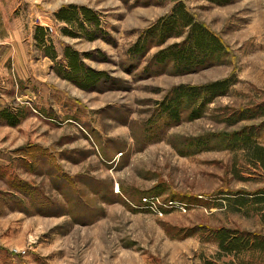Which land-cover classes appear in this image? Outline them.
Returning a JSON list of instances; mask_svg holds the SVG:
<instances>
[{
  "label": "rangeland",
  "instance_id": "1",
  "mask_svg": "<svg viewBox=\"0 0 264 264\" xmlns=\"http://www.w3.org/2000/svg\"><path fill=\"white\" fill-rule=\"evenodd\" d=\"M182 1L224 44L188 71L154 57L183 34L129 51L174 0L0 3V14L26 19L27 36L47 21L57 60L69 45L110 75L82 88L57 73L34 38L24 57L3 60L0 111L18 122L0 113V264L260 263L261 250L226 252L211 230L264 236V115L255 114L264 101V0ZM70 2L96 10L104 36L63 32L82 31L53 14ZM224 77L226 91L199 116L187 118L186 106L177 121L160 112L172 86ZM245 127L248 143L232 144L227 134ZM200 136L209 139L198 146Z\"/></svg>",
  "mask_w": 264,
  "mask_h": 264
},
{
  "label": "trees",
  "instance_id": "2",
  "mask_svg": "<svg viewBox=\"0 0 264 264\" xmlns=\"http://www.w3.org/2000/svg\"><path fill=\"white\" fill-rule=\"evenodd\" d=\"M217 2H225L227 0H214ZM229 1V0H228ZM55 18L64 21L67 24L76 22L82 30L80 33L69 29L68 26L63 27V32L72 36H85L88 39H94L98 36H104L105 31L100 27L99 14L93 8L85 4H77L74 2L61 4L54 12ZM165 16V17H164ZM158 22L150 26L141 36L131 44L129 51L133 54H141L148 51L153 45L163 43L167 37L171 35H182L180 41L173 42L158 49L154 57L159 61L172 59L179 66L181 71L195 70L201 66H206V60L214 57L224 48V44L220 37L206 26L203 22L195 20L193 15L189 13L182 0H174L173 11L164 15ZM86 24L90 29H86ZM171 28H176L172 31ZM157 35L158 40L151 41V36ZM33 38L42 48L44 55H47L56 61L55 69L63 78L73 81L82 88H92L103 79H107L110 75L104 69H97L85 63L84 56H89V52H80L69 45L63 49V59L57 60V52L54 43L49 36L48 27L37 24L33 33ZM229 83V77L212 80L202 84H177L165 94L162 101L159 102L160 112L177 121L180 119L184 106L190 108L186 113L187 118L199 116L205 103L210 101L215 95L222 94L226 91ZM257 115H264V101L257 105ZM250 108L238 110L236 119L246 116L245 111ZM5 116L9 124H16L18 117L7 109L0 111ZM161 114V113H159ZM249 131L246 127L237 129L227 135H231L233 144L246 145L250 140ZM209 138L200 136L195 141L198 146L206 144ZM228 144L227 146H231ZM153 194H149L151 196ZM168 200H171L170 198ZM141 202H143L140 199ZM146 203V202H143ZM214 238L218 241L219 247L226 252H240L246 249L257 248L261 250L262 256L260 263L264 261V236L249 232H241L237 229L220 227L211 230ZM228 264H253L247 260L240 262H229Z\"/></svg>",
  "mask_w": 264,
  "mask_h": 264
},
{
  "label": "crops",
  "instance_id": "3",
  "mask_svg": "<svg viewBox=\"0 0 264 264\" xmlns=\"http://www.w3.org/2000/svg\"><path fill=\"white\" fill-rule=\"evenodd\" d=\"M9 0H0V3L3 4L4 2ZM16 1V5H19L18 0ZM23 2L24 0H19ZM34 3L37 0H32ZM0 4V8L2 5ZM61 5V3H60ZM59 5V6H60ZM17 6L13 7L15 10ZM35 7V4H34ZM34 9V8H33ZM9 11V9H6ZM12 10V11H13ZM7 14V13H5ZM34 14L35 9H34ZM40 24L49 25V23L40 21ZM49 22L51 19L49 18ZM26 19L21 16V14H15L13 16L0 14V66L2 67V63L4 59L8 58H22L25 56L26 46L25 41L27 38H33V32L30 31V34L27 36L26 34Z\"/></svg>",
  "mask_w": 264,
  "mask_h": 264
},
{
  "label": "built area",
  "instance_id": "4",
  "mask_svg": "<svg viewBox=\"0 0 264 264\" xmlns=\"http://www.w3.org/2000/svg\"><path fill=\"white\" fill-rule=\"evenodd\" d=\"M144 200V199H143ZM146 200V199H145Z\"/></svg>",
  "mask_w": 264,
  "mask_h": 264
}]
</instances>
